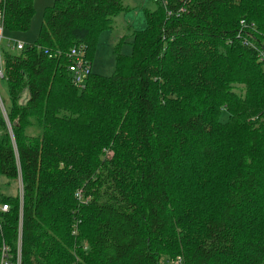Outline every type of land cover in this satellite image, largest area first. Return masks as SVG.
<instances>
[{
    "label": "trees",
    "instance_id": "1",
    "mask_svg": "<svg viewBox=\"0 0 264 264\" xmlns=\"http://www.w3.org/2000/svg\"><path fill=\"white\" fill-rule=\"evenodd\" d=\"M185 1L155 0L110 75L92 62L123 0H54L3 49L0 258L21 216V264H264V0ZM0 8L5 34L29 29L34 0Z\"/></svg>",
    "mask_w": 264,
    "mask_h": 264
},
{
    "label": "rangeland",
    "instance_id": "2",
    "mask_svg": "<svg viewBox=\"0 0 264 264\" xmlns=\"http://www.w3.org/2000/svg\"><path fill=\"white\" fill-rule=\"evenodd\" d=\"M54 0H34V15L31 20L29 29L25 33H4L5 38L13 40H21L27 43L35 41L39 26L41 24L42 13L46 6L50 5ZM126 10L113 18L112 29L105 31L100 35L97 47V53L92 62V71L104 75H110L114 71V56L112 54V43H115L121 36H128L133 30H140L145 26L144 11H152L156 8L155 0H123ZM130 41V38L126 39ZM122 52L124 54L131 53L129 44H123ZM0 95L4 103L8 101L6 87L0 81ZM224 115L222 120L224 119ZM4 182V180H3ZM18 186V184H17ZM4 192L13 195L16 192V183L11 187L3 184Z\"/></svg>",
    "mask_w": 264,
    "mask_h": 264
},
{
    "label": "built area",
    "instance_id": "3",
    "mask_svg": "<svg viewBox=\"0 0 264 264\" xmlns=\"http://www.w3.org/2000/svg\"><path fill=\"white\" fill-rule=\"evenodd\" d=\"M162 3L164 6H167V0H162ZM180 5L176 11H173L169 9L167 11V15L171 16L173 13H176V15H180L185 12V0H180ZM3 18H4V12L3 9L0 8V79L4 77V60L2 58V51L4 48H8L11 50H22L24 47L27 46V43L21 40H13L12 38H5L4 37V26H3ZM44 54L48 53L47 49L43 50ZM49 54V53H48ZM68 57L70 59L69 64V70L72 72L73 75V83L78 86L82 87L83 82L88 75V73L91 70V64L85 59V46L80 44L77 47H72L68 53ZM260 59H264V55L260 54ZM0 111L7 121L4 105L2 102V98L0 95ZM8 123V122H7ZM21 192V191H20ZM22 193H20L19 197L20 200ZM76 197L78 200H84L86 202V198H82L80 191L77 192ZM9 210L7 203L0 202V214H5ZM21 216L19 217V223H18V232H17V253L15 260H11V254L9 253L8 248L3 244L1 247V258H0V264H21V256H20V249H21ZM73 233L75 234L76 231L74 230ZM86 248V245H85ZM170 264H183V260L181 257H176L175 259L171 260Z\"/></svg>",
    "mask_w": 264,
    "mask_h": 264
},
{
    "label": "bare ground",
    "instance_id": "4",
    "mask_svg": "<svg viewBox=\"0 0 264 264\" xmlns=\"http://www.w3.org/2000/svg\"><path fill=\"white\" fill-rule=\"evenodd\" d=\"M75 85V84H74Z\"/></svg>",
    "mask_w": 264,
    "mask_h": 264
}]
</instances>
